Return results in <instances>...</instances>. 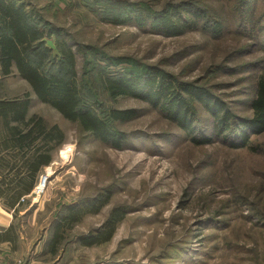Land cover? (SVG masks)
<instances>
[{
	"label": "rangeland",
	"instance_id": "obj_1",
	"mask_svg": "<svg viewBox=\"0 0 264 264\" xmlns=\"http://www.w3.org/2000/svg\"><path fill=\"white\" fill-rule=\"evenodd\" d=\"M28 1L40 12L43 8L44 18L63 28L78 44L128 60L107 67L110 72L135 63L154 65L179 81L206 86L237 116H251L248 101L259 75V69L251 64L264 61L262 5L251 17L253 28L248 21L243 35L227 24L219 36L190 31L163 37L132 25L102 23L93 11L98 12L99 7L92 10L89 0ZM142 1L159 7L165 1L181 0ZM184 1L204 4L213 16L228 9V0ZM85 59H91L90 53L78 56V73ZM4 85L8 97L29 95L27 117L39 116L47 125H57L65 136L41 174L48 177L44 190L39 198L29 199L39 208L33 227L27 225L28 218L15 219L29 241L30 252L21 258L23 264H30L31 259L34 264H264V224H256L245 205H258V198L264 197L263 155L246 148L231 149L219 141L192 145L156 111L128 98L108 105L145 112L117 125L131 136L124 149H112L82 134L76 124L41 103L17 76L8 77ZM250 139L264 144V133ZM106 189L112 193L108 201L96 214H85L67 234L64 251L50 259L42 256L48 240L42 230L54 212L63 204L105 193ZM114 207L126 213L110 241L92 247L71 243L75 236L99 227ZM22 251L19 248L18 254Z\"/></svg>",
	"mask_w": 264,
	"mask_h": 264
},
{
	"label": "trees",
	"instance_id": "obj_2",
	"mask_svg": "<svg viewBox=\"0 0 264 264\" xmlns=\"http://www.w3.org/2000/svg\"><path fill=\"white\" fill-rule=\"evenodd\" d=\"M89 1L92 10L99 7L98 12L93 11L102 23L132 25L163 37L190 31L219 36L227 24L242 34L248 21V26L253 28L251 17L257 13L258 5L264 7V0H228L227 13L213 16L204 4L195 1H165L159 7L142 0ZM41 9L40 12L28 0H0V201L12 210L14 219L27 217L36 209V205L30 206L29 199L65 136L57 125H47L39 116L27 117L28 94L8 97L4 83L11 76L25 81L41 103L76 124L82 134L112 149H124L131 136L117 125L145 112L108 105L128 98L156 111L192 145L219 141L231 149L246 148L264 156V144L250 139L264 133V61L251 64V68L259 69L253 96L248 101L251 116L239 117L206 86L179 81L157 66L135 63L110 72L107 67H117L128 60L91 45L78 44L63 28L45 19ZM261 13L262 19L264 10ZM89 53L91 59L84 60L82 72L78 73V56ZM85 67L90 68L84 72ZM104 192L63 204L54 212V218L42 230L48 238L42 256L50 259L64 251L67 234L85 214H96L108 201L112 193L107 189ZM258 202V205H245L255 223L264 224V197L258 198ZM125 213L121 207L112 208L99 227L75 236L71 243L80 247L107 243ZM16 228L18 225L12 223L5 236L14 241Z\"/></svg>",
	"mask_w": 264,
	"mask_h": 264
},
{
	"label": "crops",
	"instance_id": "obj_3",
	"mask_svg": "<svg viewBox=\"0 0 264 264\" xmlns=\"http://www.w3.org/2000/svg\"><path fill=\"white\" fill-rule=\"evenodd\" d=\"M31 205H36V209L30 215L25 217L28 218L27 225L30 228L33 227L34 216L39 210L38 203H36L34 200L32 201V203H30V206ZM31 218L32 225L29 224V219ZM12 223H15L12 210L7 209L0 201V252L5 257V259L10 262H14L15 260H21L22 257L28 256V252H30V250L28 249L29 241L27 240V237L25 235L23 236V233L19 228H16V239L14 241H12L8 236H5L6 230L10 227ZM19 248L23 250L21 254H18ZM27 263L34 264V259L29 260Z\"/></svg>",
	"mask_w": 264,
	"mask_h": 264
},
{
	"label": "built area",
	"instance_id": "obj_4",
	"mask_svg": "<svg viewBox=\"0 0 264 264\" xmlns=\"http://www.w3.org/2000/svg\"><path fill=\"white\" fill-rule=\"evenodd\" d=\"M47 178L48 177L46 175H40L38 184L32 192V198H35V197L39 198L40 197L42 191L44 190V188L46 186L45 180ZM0 264H23V262L21 260H15L14 262H10L7 259H5V257L0 252Z\"/></svg>",
	"mask_w": 264,
	"mask_h": 264
},
{
	"label": "water",
	"instance_id": "obj_5",
	"mask_svg": "<svg viewBox=\"0 0 264 264\" xmlns=\"http://www.w3.org/2000/svg\"><path fill=\"white\" fill-rule=\"evenodd\" d=\"M45 181H46V183H47V181H48V178H47Z\"/></svg>",
	"mask_w": 264,
	"mask_h": 264
},
{
	"label": "bare ground",
	"instance_id": "obj_6",
	"mask_svg": "<svg viewBox=\"0 0 264 264\" xmlns=\"http://www.w3.org/2000/svg\"><path fill=\"white\" fill-rule=\"evenodd\" d=\"M67 151H69V149H68ZM50 173H51V172H50Z\"/></svg>",
	"mask_w": 264,
	"mask_h": 264
}]
</instances>
